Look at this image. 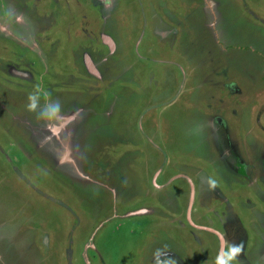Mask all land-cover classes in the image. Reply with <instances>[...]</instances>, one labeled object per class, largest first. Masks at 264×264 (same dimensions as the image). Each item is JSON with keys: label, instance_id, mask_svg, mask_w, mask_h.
<instances>
[{"label": "rangeland", "instance_id": "rangeland-1", "mask_svg": "<svg viewBox=\"0 0 264 264\" xmlns=\"http://www.w3.org/2000/svg\"><path fill=\"white\" fill-rule=\"evenodd\" d=\"M225 240L264 264V0H0V264H215Z\"/></svg>", "mask_w": 264, "mask_h": 264}, {"label": "clouds", "instance_id": "clouds-1", "mask_svg": "<svg viewBox=\"0 0 264 264\" xmlns=\"http://www.w3.org/2000/svg\"><path fill=\"white\" fill-rule=\"evenodd\" d=\"M42 89L39 84L36 85V89L33 93L28 95V104L27 110L29 112H37V118L47 122L48 124L54 123L61 117L62 108L59 100L51 101L50 93L44 91L43 97L48 102L43 106L40 105V93ZM212 186H215L213 182ZM243 250L242 244L237 243H229L228 241H224V246L221 247L219 253L215 258V264H234L237 262V258L240 256Z\"/></svg>", "mask_w": 264, "mask_h": 264}]
</instances>
